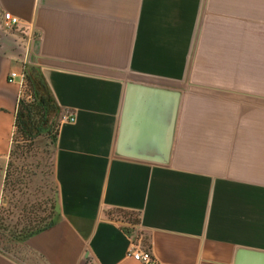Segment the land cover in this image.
I'll return each instance as SVG.
<instances>
[{"label": "crops", "instance_id": "1", "mask_svg": "<svg viewBox=\"0 0 264 264\" xmlns=\"http://www.w3.org/2000/svg\"><path fill=\"white\" fill-rule=\"evenodd\" d=\"M27 65L76 120L57 220L0 264H143L133 235L159 264H264V0H0V160ZM128 82L182 93L167 165L116 153Z\"/></svg>", "mask_w": 264, "mask_h": 264}, {"label": "rangeland", "instance_id": "2", "mask_svg": "<svg viewBox=\"0 0 264 264\" xmlns=\"http://www.w3.org/2000/svg\"><path fill=\"white\" fill-rule=\"evenodd\" d=\"M32 95L27 84L21 99L30 102ZM64 118L52 110L47 130L31 139L14 138L7 161L0 160V248L15 256L27 258L29 236L57 220L53 140ZM88 264L94 263L88 259Z\"/></svg>", "mask_w": 264, "mask_h": 264}, {"label": "water", "instance_id": "3", "mask_svg": "<svg viewBox=\"0 0 264 264\" xmlns=\"http://www.w3.org/2000/svg\"><path fill=\"white\" fill-rule=\"evenodd\" d=\"M181 97L179 90L128 82L116 140L117 155L125 159L167 165Z\"/></svg>", "mask_w": 264, "mask_h": 264}, {"label": "trees", "instance_id": "4", "mask_svg": "<svg viewBox=\"0 0 264 264\" xmlns=\"http://www.w3.org/2000/svg\"><path fill=\"white\" fill-rule=\"evenodd\" d=\"M25 73L27 84L33 94V100L29 102L25 99H20L16 113L13 139L18 136L24 139H31L35 132H43L47 130L49 122L48 117L52 110H58L61 112V109L59 108L42 71L37 67L27 65L25 67ZM58 132L59 129L54 137V143H57ZM52 224L53 223L49 224L39 231L51 226Z\"/></svg>", "mask_w": 264, "mask_h": 264}, {"label": "built area", "instance_id": "5", "mask_svg": "<svg viewBox=\"0 0 264 264\" xmlns=\"http://www.w3.org/2000/svg\"><path fill=\"white\" fill-rule=\"evenodd\" d=\"M21 23V19L11 13H5L3 15V28L6 31L12 30L15 26ZM8 82L11 84H16L19 87L20 94L22 96L24 89L27 87V78L25 69L22 72H11L8 77ZM65 121L75 122V116L69 114L64 118ZM132 246L131 255L136 260L143 264H159L154 258L151 250L149 248L142 247L139 244V239L137 235L132 236Z\"/></svg>", "mask_w": 264, "mask_h": 264}]
</instances>
